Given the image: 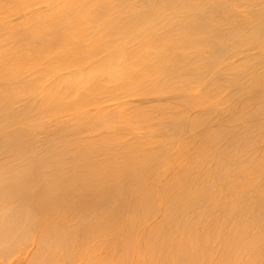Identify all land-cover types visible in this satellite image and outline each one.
Segmentation results:
<instances>
[{"label": "bare ground", "instance_id": "6f19581e", "mask_svg": "<svg viewBox=\"0 0 264 264\" xmlns=\"http://www.w3.org/2000/svg\"><path fill=\"white\" fill-rule=\"evenodd\" d=\"M0 264H264V0H0Z\"/></svg>", "mask_w": 264, "mask_h": 264}, {"label": "rangeland", "instance_id": "374dc122", "mask_svg": "<svg viewBox=\"0 0 264 264\" xmlns=\"http://www.w3.org/2000/svg\"><path fill=\"white\" fill-rule=\"evenodd\" d=\"M145 99H146V101H145ZM145 99H140V102L144 100V101H145L144 103H146V102H150V103H152L151 101L154 99V97H151V96H150V97H147V98H145ZM164 99H165V98H164ZM166 99H170V98H166ZM138 101H139V100H138ZM154 101H156V100L154 99ZM154 101H153V102H154ZM140 102H138V103H140ZM142 103H143V102H142Z\"/></svg>", "mask_w": 264, "mask_h": 264}]
</instances>
